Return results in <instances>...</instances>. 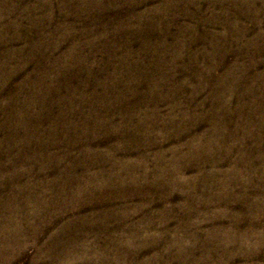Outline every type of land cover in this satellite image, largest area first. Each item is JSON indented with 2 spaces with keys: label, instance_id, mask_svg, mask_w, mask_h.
Here are the masks:
<instances>
[{
  "label": "rangeland",
  "instance_id": "obj_1",
  "mask_svg": "<svg viewBox=\"0 0 264 264\" xmlns=\"http://www.w3.org/2000/svg\"><path fill=\"white\" fill-rule=\"evenodd\" d=\"M0 264H264V0H0Z\"/></svg>",
  "mask_w": 264,
  "mask_h": 264
}]
</instances>
